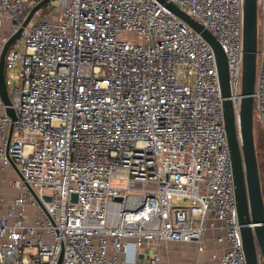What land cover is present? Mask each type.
Wrapping results in <instances>:
<instances>
[{
    "label": "built area",
    "instance_id": "built-area-1",
    "mask_svg": "<svg viewBox=\"0 0 264 264\" xmlns=\"http://www.w3.org/2000/svg\"><path fill=\"white\" fill-rule=\"evenodd\" d=\"M38 1L0 0V53ZM172 1L221 45L237 120L243 0ZM47 5L3 62L15 118L0 98V167L12 160L21 177L0 214V264H156L160 244H198L210 216L226 249L204 264H246L209 43L157 0ZM257 9L264 130V0Z\"/></svg>",
    "mask_w": 264,
    "mask_h": 264
},
{
    "label": "water",
    "instance_id": "water-1",
    "mask_svg": "<svg viewBox=\"0 0 264 264\" xmlns=\"http://www.w3.org/2000/svg\"><path fill=\"white\" fill-rule=\"evenodd\" d=\"M51 1L54 0H39L29 10L22 26L27 24L37 10ZM157 1L199 33L200 36L209 43L213 50L222 96L224 127L233 174L237 218L246 264H264V198L261 191L254 139L252 96L257 57V0H243L242 96L237 120L234 115L232 101L229 97L230 87L228 82L226 55L217 39L208 29L182 10L172 0ZM22 26L8 38L0 53V98L2 102L7 105L5 107V113L12 119H14L15 116L13 109L9 106L11 102L5 85L3 62L6 51L10 44L19 36ZM11 132L12 127L10 126L8 141ZM11 166L16 174L21 177L12 160ZM45 199H49V197L46 196Z\"/></svg>",
    "mask_w": 264,
    "mask_h": 264
},
{
    "label": "crops",
    "instance_id": "crops-1",
    "mask_svg": "<svg viewBox=\"0 0 264 264\" xmlns=\"http://www.w3.org/2000/svg\"><path fill=\"white\" fill-rule=\"evenodd\" d=\"M6 188L7 183H0V214L6 211L7 204L14 197V194L12 196L7 193ZM206 225L207 229L198 244L193 241H170L157 246L156 264H204L221 255L226 249V243L215 241V237L220 234L219 221L210 216L206 220Z\"/></svg>",
    "mask_w": 264,
    "mask_h": 264
},
{
    "label": "rangeland",
    "instance_id": "rangeland-1",
    "mask_svg": "<svg viewBox=\"0 0 264 264\" xmlns=\"http://www.w3.org/2000/svg\"><path fill=\"white\" fill-rule=\"evenodd\" d=\"M48 5H44L41 9V13L45 14L48 11ZM258 16H259V9H257ZM258 25H259V17H258ZM120 38L122 39H130L132 41H142V38L138 36L137 33L134 32H125L122 31L120 34ZM16 71L9 70L7 75L10 77V79L17 83V78L15 76ZM253 119H254V139H255V146H256V154H257V161H258V168H259V174H260V184H261V191L264 198V130L262 125L260 124L257 116V112L253 110ZM15 171L11 170L10 168L2 169L0 167V183H7L6 190L8 191L10 195H15L16 191L11 186V179L16 176ZM28 211H33L32 208L28 207Z\"/></svg>",
    "mask_w": 264,
    "mask_h": 264
}]
</instances>
